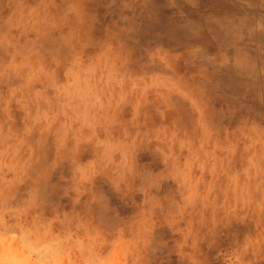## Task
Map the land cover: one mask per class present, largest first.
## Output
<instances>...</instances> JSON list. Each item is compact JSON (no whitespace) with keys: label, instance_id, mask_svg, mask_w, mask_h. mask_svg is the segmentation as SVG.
I'll list each match as a JSON object with an SVG mask.
<instances>
[{"label":"clouds","instance_id":"clouds-1","mask_svg":"<svg viewBox=\"0 0 264 264\" xmlns=\"http://www.w3.org/2000/svg\"><path fill=\"white\" fill-rule=\"evenodd\" d=\"M229 2L177 51L153 0H0V264H264V0Z\"/></svg>","mask_w":264,"mask_h":264},{"label":"crops","instance_id":"crops-1","mask_svg":"<svg viewBox=\"0 0 264 264\" xmlns=\"http://www.w3.org/2000/svg\"><path fill=\"white\" fill-rule=\"evenodd\" d=\"M206 1L207 0H204V2L201 1L199 8L204 6V9L199 11H194L189 6L185 5L183 0H181L180 2L182 3H178L179 6H177L186 8L189 18L203 22L202 17L206 15ZM156 2L163 4L166 1L153 0L151 6L155 5L154 3ZM164 5H167V3H164ZM155 7L160 6L155 5ZM155 7L152 9V19H148L143 23V30L140 34L141 43H160L165 47L176 48L175 41H185V34L178 27V25L182 23L179 12L158 10ZM179 45L182 46L183 44L180 43Z\"/></svg>","mask_w":264,"mask_h":264},{"label":"rangeland","instance_id":"rangeland-1","mask_svg":"<svg viewBox=\"0 0 264 264\" xmlns=\"http://www.w3.org/2000/svg\"><path fill=\"white\" fill-rule=\"evenodd\" d=\"M161 1H166V0H161ZM181 0H177V5L179 6L178 3H182L180 2ZM204 2V0H201ZM208 1V0H207ZM206 1V2H207ZM166 3V2H164ZM164 3H154L156 6H160V7H155V5L151 6V9H154L153 7L157 8L158 10H163V11H170V12H179V10H182L184 13H186V15L188 16L187 12H186V8L184 7H175V8H171V7H168L167 5H164ZM207 6V5H206ZM211 6V4L209 5ZM204 9V6L199 8L198 10L196 11H199V10H202ZM214 10L213 8H206V11H212ZM101 14H103V9H101ZM148 19H145L144 21H147ZM143 21V23H144ZM184 41L180 42V40L178 41H175L176 43V50L177 51H182V46L179 45L180 43L183 44ZM194 42H198V43H202L204 44V46L208 49V51L210 53H214L216 50H217V43L212 39L210 33L207 31V29H205V31L202 33V37L199 41H194ZM142 44H147V43H142ZM178 45V46H177ZM167 48H172V47H167ZM219 80L222 81V84L224 86L227 87V89L229 90L230 89V84H231V81L230 79H233V77L231 76V73L229 72H225L223 74H221L219 77H218Z\"/></svg>","mask_w":264,"mask_h":264},{"label":"bare ground","instance_id":"bare-ground-1","mask_svg":"<svg viewBox=\"0 0 264 264\" xmlns=\"http://www.w3.org/2000/svg\"><path fill=\"white\" fill-rule=\"evenodd\" d=\"M210 4L211 6H209ZM208 7L213 8L214 10L206 11V15L208 13H213L215 15H224L225 13L230 14V13L239 11L238 7L230 3L229 0H208L206 8ZM230 81H231V84H230L229 90H232L235 87L234 80L230 79Z\"/></svg>","mask_w":264,"mask_h":264}]
</instances>
